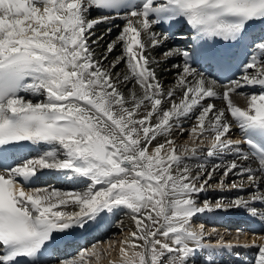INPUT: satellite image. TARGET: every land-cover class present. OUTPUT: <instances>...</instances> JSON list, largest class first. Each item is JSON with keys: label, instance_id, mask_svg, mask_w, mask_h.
I'll return each instance as SVG.
<instances>
[{"label": "snow or ice", "instance_id": "snow-or-ice-1", "mask_svg": "<svg viewBox=\"0 0 264 264\" xmlns=\"http://www.w3.org/2000/svg\"><path fill=\"white\" fill-rule=\"evenodd\" d=\"M113 19L125 25L107 46L110 54L120 43L123 52L110 67L126 64L124 82L140 89L130 97L119 90L118 74L102 67L107 56L94 59L89 43L96 25ZM177 23L190 29L191 51L163 54L182 59L165 94L141 33L159 47L171 38L163 25ZM257 24L264 25V0H0V264H48L46 253L74 231L121 211L135 224L121 242V264H216L233 247H256L253 264H264V244L231 245L222 237L213 244L203 226L191 227L214 210L264 222V29L249 32ZM233 48L245 50L239 76L221 81L194 66L223 74ZM215 99L224 106L217 109ZM184 119L194 122L193 145L178 149L171 133L183 134ZM159 136L165 141L154 145ZM204 141L207 151L199 153ZM217 171L215 187L237 195L200 201ZM41 174L71 187L34 186ZM229 176L239 179L229 184ZM92 256L100 253L84 249L56 264H91Z\"/></svg>", "mask_w": 264, "mask_h": 264}, {"label": "bare ground", "instance_id": "bare-ground-1", "mask_svg": "<svg viewBox=\"0 0 264 264\" xmlns=\"http://www.w3.org/2000/svg\"><path fill=\"white\" fill-rule=\"evenodd\" d=\"M93 13H95V11H93ZM95 15H97V13ZM122 21L123 20L121 19H113V20H109V21L97 24L96 27L100 26L101 24L105 25V27L104 26L100 27L97 34L101 32V29H104L102 30L103 33L97 35L93 40L101 36L103 37V39L99 40L97 44H92L90 41L89 43L94 51V59L100 60L102 55L107 56V59L102 61V67L107 68L110 71H113L114 73L118 74L119 79L121 81V83L118 84L119 90L126 97H130L133 92H136L137 94H139L140 89L137 85H135L134 82H124V77L125 75L128 74V69L126 67V64L120 63L114 69L110 67L117 60L118 57H121L123 55L121 44L117 43L115 46V50L112 51L110 54L107 53V46L110 43L117 40V37L119 35L118 29H121L122 31V28L124 27V25L123 27H120ZM111 26H114V29L111 30L110 32L107 31V29ZM136 27L139 28V25H136ZM115 33L117 34L114 35ZM112 34L113 36L111 37ZM142 41L145 43V45H147L145 55L147 56L150 62L149 66L152 70L155 71L157 79L163 85L164 93L167 94L169 90L173 89L178 79V73L182 71V65L179 63L178 57L166 58L163 54L167 52L170 48H174V47H178L179 45H182V43L179 42L178 40H163L162 39L161 46L153 47L151 45L150 36L142 39ZM173 65H179V67H173ZM216 90L220 92L221 94L223 93V88L218 87ZM175 91H176L177 97H181L183 95L180 88H176ZM242 91L246 94L249 93L245 90H242ZM29 98L43 99V97H35V98L29 97ZM232 99H233V102L241 108H245L247 106V101L244 98V96L233 95ZM211 102L215 103L217 109L224 106V102L222 99H215ZM164 107L168 108L169 105L165 104ZM193 123H194L193 121L184 119L182 120V127L184 129L183 134H181L178 129H174L172 131L171 138L174 140V143L178 149H181L185 146H187L188 148L192 147L193 142L190 139L189 130L192 127ZM237 134H238V129L234 128L231 133V137L233 140L237 139L236 138ZM164 141H165V137L159 136L157 137L156 141H153V144L155 145L157 143H163ZM207 146H208V141H204L203 143L197 142L196 144V147L199 150V153L206 152ZM199 153H198V158L201 160H204L207 164V167L211 169L212 161L207 160L206 157L199 155ZM191 163L193 164V166H195V163H196L195 159H193ZM194 171H195V167H194ZM220 177H221V173L217 171L213 179L209 181L211 185H214V188H212L214 191H209L208 189L207 191L202 192L199 198L200 201H203L205 199L209 201H215L221 197L231 199L232 197L237 195V192L234 190H230V189L220 190V188L215 187L218 184ZM233 179L238 180L239 178L229 176L226 182L230 184ZM44 185H51V186H54L56 188H61V189H68L71 187V185L67 183H62V182H60L57 185L54 183H51V184H43L41 186H44ZM240 216H242L241 219L250 217L248 214H246L244 211H241V210H231V211H225V210L215 211L214 210L212 212H206L204 214H200L194 217L191 222V227L193 228L194 231L199 232L201 230V226L198 228L195 225V223L199 222L200 219L202 218H206L209 220L212 219L213 221H215L216 224L221 223L222 219L225 218V219H228L233 224L234 222H236L234 219ZM250 218L256 223L264 225V222H261L260 220L254 219L252 217ZM237 223L240 224V221H237ZM134 228H135L134 221L130 218V215H126L123 211L118 212L115 215H110V214L105 215L104 217H102L99 225L94 224L92 226L85 228L82 231L79 229L76 230V233L82 232L84 234H93L94 237L96 236L97 238L95 239L96 241L85 244L84 247H81V246L75 247V244L73 242L69 244H65L64 245L65 248L63 247V250L60 251L59 253L60 255L58 256V259L73 258L77 255L78 252L84 249L95 251V248H93V246L100 247L102 245H106L108 241H110L113 243V246L115 247V251L113 252L112 250H110L112 252L109 253V255L100 256L98 260L95 256L90 257L91 264H121V255H120V248L122 246L121 242L125 241L126 238H128L129 232L131 230H134ZM261 231L262 229H259L257 233ZM245 233L246 232L242 230V234H241L242 237L245 236ZM237 234L238 233H236L235 235ZM261 237H264V234L258 236V239H262ZM91 244H94V245L91 246ZM257 251L258 250L256 249L249 250L244 247H233L230 250L226 249L217 256L216 264H241V262H243V264H253ZM249 253H251V257ZM57 260L50 264H56Z\"/></svg>", "mask_w": 264, "mask_h": 264}, {"label": "rangeland", "instance_id": "rangeland-1", "mask_svg": "<svg viewBox=\"0 0 264 264\" xmlns=\"http://www.w3.org/2000/svg\"><path fill=\"white\" fill-rule=\"evenodd\" d=\"M94 15V14H93ZM108 29H111V30H113L114 29V27H109ZM108 29H107V31H108ZM102 30H104V29H101V32L99 33V34H101V33H103L102 32ZM120 29H118V31H119ZM118 31H116V32H118ZM99 34H97V31H94V35L91 37V39H90V41L91 40H93L97 35H99ZM117 33H115L114 35H116ZM113 36V34L111 35V37ZM109 42V41H108ZM184 138V137H183ZM214 186V185H213ZM212 188H214V187H212ZM212 188H209V189H212ZM209 191H211V190H209ZM218 224H221V223H218ZM213 231V230H212ZM211 230L210 231H208L207 232V234H209V235H211V232H212ZM217 233V232H216ZM213 234V233H212ZM215 235V234H214ZM260 244H263V243H261V242H258V243H256V245H260ZM94 244H91V246H93ZM112 245V246H111ZM110 250H112L113 252L115 251V247L113 246V243L112 242H110V241H108V243L106 244V245H102V246H100V247H95V251L96 252H98V253H100V256H105V255H109V253H111L112 251H110Z\"/></svg>", "mask_w": 264, "mask_h": 264}]
</instances>
